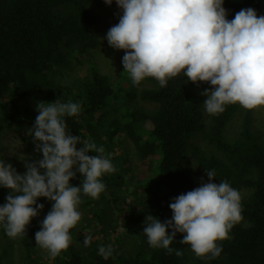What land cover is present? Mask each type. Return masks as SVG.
Returning <instances> with one entry per match:
<instances>
[{
  "label": "trees",
  "instance_id": "1",
  "mask_svg": "<svg viewBox=\"0 0 264 264\" xmlns=\"http://www.w3.org/2000/svg\"><path fill=\"white\" fill-rule=\"evenodd\" d=\"M259 4L260 0H224L223 7L230 20L243 8L258 12ZM120 15L115 0L111 5L103 0H0V134L10 131L19 147L36 152L38 160L42 154L27 134L38 115L36 104L57 99L79 102V114L65 117L69 132L102 145L116 169L101 178L106 187L99 198L82 195L78 205L91 215L86 225L94 224L96 231L87 247L70 229L68 248L54 259L47 251H36L40 248L35 233L52 204L40 197L37 202L43 208L23 235L11 239L0 227V264H264V138L252 127L250 111L235 103L217 115L207 114L201 89L211 86L194 84L183 73L165 87L154 78L133 86L122 65L116 78L102 73L93 52H99L104 35ZM239 114L238 136L228 140L226 128ZM124 139L132 143L142 174L137 186L133 163L110 156ZM207 170L215 173L213 183L225 180L238 191L249 192L241 200L243 219L227 239L217 242L222 246L219 257L195 256L188 244L180 243L182 233L169 245L182 251L179 257L150 247L141 214L125 205L127 197L133 198L134 187L147 191L142 201L147 214L163 222L171 219L168 205L174 197L208 182ZM81 179L77 173L69 183L78 186ZM5 191L10 190L0 187V205L5 203ZM124 212L127 216L120 224L134 229L138 243L130 253L113 246V254L103 259L98 245H111L107 233Z\"/></svg>",
  "mask_w": 264,
  "mask_h": 264
},
{
  "label": "clouds",
  "instance_id": "2",
  "mask_svg": "<svg viewBox=\"0 0 264 264\" xmlns=\"http://www.w3.org/2000/svg\"><path fill=\"white\" fill-rule=\"evenodd\" d=\"M103 2L111 5L113 0ZM115 4L121 15L104 39L111 48L124 50L121 63L133 86L154 78L165 87L183 73L194 84L211 86L201 93L209 115L235 103L245 109L264 106V15L248 7L229 20L224 0H115ZM35 111L38 115L27 134L42 158L25 161L23 174L0 159V187L10 190L0 205V227L11 239L23 235L43 208L38 198L51 201L34 238L54 259L71 242L70 229L81 219L82 195L99 198L106 187L101 178L116 169L102 145L69 132L65 117L79 114V102H38ZM205 172L207 183L169 203L171 219L145 217L143 234L150 247L179 257L182 251L169 245L182 233L180 243L188 244L195 256L219 257L222 246L217 242L227 239L243 219L242 195L225 180L213 183V170ZM77 173L82 179L73 186L69 181ZM91 240L85 236L84 246ZM98 254L108 259L112 246L98 245Z\"/></svg>",
  "mask_w": 264,
  "mask_h": 264
},
{
  "label": "rangeland",
  "instance_id": "3",
  "mask_svg": "<svg viewBox=\"0 0 264 264\" xmlns=\"http://www.w3.org/2000/svg\"><path fill=\"white\" fill-rule=\"evenodd\" d=\"M236 2H241L243 0H233ZM257 15H264V0H260L259 8ZM105 37V35H104ZM94 57L93 60L95 61V64L99 66V70L111 76V78H116L117 73L120 74L119 67L122 65L121 59L122 56L124 55V50H116L113 48H110L108 45L107 41L103 39V43L100 45V50L99 52H93ZM93 65L94 62H92ZM205 89L202 88L201 92H203ZM206 99V97L204 96ZM243 108V107H242ZM245 109V108H244ZM251 114V122H252V127L254 130L257 132V134L261 137L264 138V106H258L254 109H248ZM241 114L237 115L236 118L233 119V121L227 126L226 131H225V136L228 140H233L236 139L238 136V131L240 127V119H241ZM0 159L5 160L6 163H10L18 173L23 174L25 171V161H32L36 160V152L34 151H23L15 139L13 138V135L11 134L10 131H6L0 134ZM111 158L119 161L120 159L124 158L127 162H132L133 165V186H137V181L142 177V174L140 172V169L137 167V158L135 155L134 147L132 143L128 139H124L120 144H117L114 146V150L112 153H110ZM132 188V187H131ZM146 190V189H144ZM6 192V193H5ZM5 196L8 194V191H5ZM134 196L131 199L130 197H127V201L125 202V205L129 204L130 206L133 205V211L135 212L136 215L138 213L141 214V228L143 229L145 227L144 220L145 217L148 215L144 204L142 201H144V196L148 197L147 191H143V189H136L134 187V190H132ZM240 193L242 197L248 196L249 192L246 189L240 190ZM124 205V207H125ZM78 211L81 213V219L80 221L72 228V233L81 236L82 240L85 236H91L92 239L95 238L96 236V231L94 229V224L91 226H87L86 223L89 222V218L91 217L90 214L85 212L83 209H81L78 206ZM127 212L122 213L119 216V219H117V224L115 222H112L111 225L115 223L113 227L115 229L110 230V232L107 233V237L109 240H111V246H116L123 251H127L130 253L138 243L135 238H133L134 234V229H124L123 225L120 223L126 218ZM86 218V219H85ZM115 219V216H114ZM41 222V221H40ZM112 227V228H113ZM127 231V232H126ZM75 238V237H74ZM40 248V247H39ZM38 253H44L46 250L44 249H39L36 250ZM17 259V257H16Z\"/></svg>",
  "mask_w": 264,
  "mask_h": 264
}]
</instances>
